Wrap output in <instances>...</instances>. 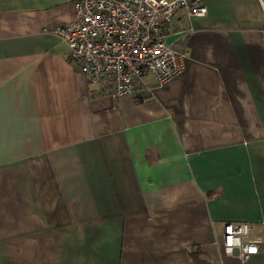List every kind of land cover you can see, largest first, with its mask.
I'll return each mask as SVG.
<instances>
[{"label": "crops", "instance_id": "crops-1", "mask_svg": "<svg viewBox=\"0 0 264 264\" xmlns=\"http://www.w3.org/2000/svg\"><path fill=\"white\" fill-rule=\"evenodd\" d=\"M74 0H0V264H264V0L176 15L185 71L99 94L54 28ZM187 38V39H186Z\"/></svg>", "mask_w": 264, "mask_h": 264}, {"label": "built area", "instance_id": "built-area-1", "mask_svg": "<svg viewBox=\"0 0 264 264\" xmlns=\"http://www.w3.org/2000/svg\"><path fill=\"white\" fill-rule=\"evenodd\" d=\"M76 19L54 28L99 94L114 98L149 97L154 89L183 73L188 51L168 40L176 15L204 16V0H74ZM247 222L223 225L221 246L245 264L261 251Z\"/></svg>", "mask_w": 264, "mask_h": 264}, {"label": "bare ground", "instance_id": "bare-ground-1", "mask_svg": "<svg viewBox=\"0 0 264 264\" xmlns=\"http://www.w3.org/2000/svg\"><path fill=\"white\" fill-rule=\"evenodd\" d=\"M187 39V38H186Z\"/></svg>", "mask_w": 264, "mask_h": 264}]
</instances>
